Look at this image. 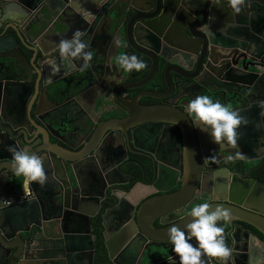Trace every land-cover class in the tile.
<instances>
[{
	"label": "flooded vegetation",
	"instance_id": "flooded-vegetation-1",
	"mask_svg": "<svg viewBox=\"0 0 264 264\" xmlns=\"http://www.w3.org/2000/svg\"><path fill=\"white\" fill-rule=\"evenodd\" d=\"M5 1L11 3L0 4V27L8 28L7 41L0 43V80L4 79L6 69L10 71L11 77L26 73L34 60L35 53H38V59L49 62L51 67L46 69L44 81L41 79L38 88L32 87L28 83V85H20L26 87H20L19 91L16 92L14 89L15 84H0V168L7 167L11 169L12 163L5 160V158L12 160L9 151L10 146L27 150L31 154H42L40 152L42 148L59 151L68 158H76L81 154L80 149L76 147L85 138L82 131L71 134V145L75 150L66 151L58 147L57 145L61 146V140L64 139L65 135L55 132L51 136L52 144L46 142L43 145H26L23 137H19L21 129L17 130V127L22 126L30 131H34V128L27 122L26 118H17L14 113L19 111V115H22L29 96H31L29 102H33L35 106L34 113H37L39 109L40 118L59 121L66 115L73 113L79 121L91 118L93 122H98L94 131L96 137L103 133L102 128L98 129V127H104L107 120L123 119L130 115L127 109L119 104L120 100L129 104L138 101L142 106L150 107L174 106L187 113L188 103L199 95L210 96L213 100L219 101L229 108H234L237 105V99L233 100L234 94H231L233 88L225 89L229 93L225 96L216 93L223 86L212 81L201 70L204 64V49L206 50L207 47L213 49V59L215 61L221 57L218 39L216 38L215 41L212 39V43H209L208 38L202 33L204 27L201 16L208 4L207 0H154V2L152 0H122V8L118 7V2L121 0H107V3L104 4L98 0ZM175 3H177L176 6H174ZM224 3L225 0H215V9L211 19L212 26L208 29L212 37H215L216 34L213 30L214 27H221V23L223 24V17L218 14L226 11ZM165 4L168 6L164 14V27L156 22L146 21L150 17L149 15L160 12ZM152 6H154V9L150 13H143L134 9L136 7L148 10ZM124 7L126 9H123ZM113 10H116V12L110 15ZM12 11L19 12V17L10 15ZM254 11H262L264 14V7L258 6L252 12ZM177 14H184L180 18L184 28H179L174 23V17ZM233 17L234 15L231 18ZM64 18L70 22V31L65 35H61L57 32L62 30L61 22L64 21ZM78 19L82 20L78 21ZM10 22L20 23L24 28L31 24H40L42 30L37 37L31 40L32 44H25L15 38L17 35ZM206 22H210V18ZM146 25L156 29V31L162 30V37L169 33L167 40L170 47L165 43L156 44L155 48L162 54L161 56L157 55L156 58L148 56L149 52L141 45L153 46L146 34L150 30L147 29ZM77 30L84 34L83 41L90 46L88 50L93 57L90 64L85 65L81 60L62 57L59 54L58 45L60 41L70 39ZM134 31H136V34ZM183 45H190L195 52V55H190V58H187L186 61L181 60L176 55L178 50L176 47ZM241 46H243V42L236 46L238 48H236L234 54L235 61L238 57L244 55L240 51ZM40 49L43 50L44 54L40 52ZM238 51H240V54L237 53ZM122 55H135L144 61L146 67L139 72L123 71L118 63L119 57ZM259 61L260 65L264 66V58ZM16 63L20 67L16 66ZM216 71L219 72V70ZM32 74L34 75V83H36L39 77L35 72H32ZM195 77L208 90L194 85L195 89L192 93L190 88ZM22 79L24 81L25 78L22 77ZM170 79L173 82V91H170ZM251 85L254 86L257 92H260V96L253 99L254 105H264V70L250 78V87ZM150 94H164L166 97L158 99L150 97ZM168 94L169 96H167ZM188 115L193 122L194 116L189 113ZM55 125L56 130H61V124L57 123ZM89 126H91L90 123ZM40 131L42 132V130ZM197 131L206 153L203 158V173L207 179L225 168L232 167L234 171L241 170L239 162L235 163L234 160H231V158H236V154L235 152L232 153L226 142L225 144L216 143L209 133L202 132L199 129ZM108 140L111 142L112 138L110 137ZM135 140V144L131 145V151L126 154L119 152L114 162L119 164L117 168L125 175L124 178L120 177L118 180L120 182L129 181L128 184H122L119 188H116V195L119 198H124L131 186H134V190L143 181L152 183V185L155 184L150 188L156 193L144 198L140 203L137 201L134 205L131 202L130 195L132 193L127 195V198L125 197L128 203L138 208L150 198L164 193H174L180 189L181 184L178 175H182L183 142L177 128L160 123L147 124L141 127ZM221 150H224L223 152L226 155ZM256 151H248L244 157L254 159L264 154V152ZM97 158H99V161L95 159L92 163H89L87 168L90 172L82 179L89 192L92 191L90 188L96 186V184L99 187L101 208L95 217L91 219L92 225L94 224L96 227L94 228L96 242L93 262L91 263L93 253L83 249L86 247V243L80 247L81 250L73 249L74 251L70 252L61 251L57 245H53L47 251L37 249L32 237L34 233L33 225L31 226L36 219H34V215H31L10 226L12 231L18 232L16 238L8 242L3 241L4 238L2 239L0 235V264H94L98 260L99 236L102 243L99 251L105 253L106 264H140L139 253H137L135 247L127 254L120 253L115 263L109 260L104 247L101 224L103 216L118 204V200L108 196V193L104 191L106 187V174L104 172L113 169V162L108 160L107 151L100 153ZM123 160L125 161L121 163ZM245 166L246 169H251L248 179L264 183V179L252 174L255 171L264 169V159L245 164ZM134 178L137 179L136 182H134ZM233 180L231 178L230 183ZM62 181L63 184H68L64 178H62ZM52 183L54 182L48 177L47 184L52 185ZM205 191L211 192L207 187ZM212 196L215 195L212 193ZM197 197L187 212L179 217L180 219L188 216L192 207L208 201V198L201 195V192L198 193ZM216 197L222 196L216 195ZM76 201H79V197L74 194L73 205ZM32 202L38 204L37 200ZM177 218L176 215L167 214L163 219L164 225H161L160 220H157L154 226L159 230L166 229L173 225V221H176ZM120 220L122 221V218ZM221 227L224 229L223 235H232V238L230 237L225 241L226 245L229 248H232L234 243L236 245L235 252L232 255L234 257L232 264H247V261L248 264H264V247L260 245L257 239L260 238L264 242V237L262 238L259 232L247 224L237 222L234 223L233 230L225 222H222ZM28 230L30 231L27 232ZM8 234L12 235L11 232H8ZM12 242L21 249L27 245L29 250L27 253L25 251L21 253L17 249L11 250L10 244ZM148 243L145 246L142 245L143 249L149 245ZM156 244H162L164 247L168 246L165 242ZM74 247L75 245L72 248ZM168 252V250L151 248V255L161 256L162 259ZM144 263H148L145 257Z\"/></svg>",
	"mask_w": 264,
	"mask_h": 264
},
{
	"label": "water",
	"instance_id": "water-1",
	"mask_svg": "<svg viewBox=\"0 0 264 264\" xmlns=\"http://www.w3.org/2000/svg\"><path fill=\"white\" fill-rule=\"evenodd\" d=\"M98 1H101L100 3L103 2V4L107 3V0ZM7 3L10 4L11 2L0 0V4L4 5ZM122 3V0L119 1L118 7L122 8ZM207 3L201 16L204 27L202 33L208 38L209 43H212V39L214 41L216 38L218 39L221 57L215 61L213 59V49L207 47L206 50L204 49V64L201 70L212 81L223 86L216 93L225 96L229 94L225 89L233 88L231 94H234L233 100L237 99V105L230 109L238 111L246 123H242L236 130V145L228 142H226V145L232 150V153L235 152L236 158H231V160H234L235 163L238 161L241 170L234 171L232 167L225 168L207 179L203 173V158L206 153L200 141L197 128H195V124L191 121L187 112L174 106L160 105L150 107L142 106L138 101L129 104L120 100L119 104L126 108L130 115L123 119L107 120L104 127H98V129L102 128L103 133H100L96 137L94 131L98 122H93L91 118L79 121L73 113L66 115L59 121L40 118L39 109L37 108L38 112L34 113L35 106L33 102H29L31 99V96H29L22 115H19V111H15L14 113V116H17V118H26L27 122L34 128V131H30L22 126L17 127V130L21 129L19 137H23L26 145H43L46 142L52 144L51 136L53 133H63L65 136L61 140V146L56 145L66 151H70L71 149L75 150L71 145L72 133L82 131L85 134V138L76 147L80 149L81 153L76 158H68L61 152L48 148H42L40 150L42 154H35L42 157L47 180L49 177L54 182L52 185L47 184V181L43 186L33 182L30 185V189L26 192L22 187V176H15L11 169L7 167L0 168V235L2 239L4 238L3 241L9 242L18 235V232L12 231L10 226L34 215V219L36 220L32 222L31 226L33 225L34 233L32 237L37 245V249L47 251L53 245H57L61 251L70 252L73 249L81 250L80 247L86 243V247L83 249H87L93 253L92 263L95 253L96 235L94 234V228L96 227L94 224L92 225L91 219L95 217L101 208L99 187L96 184V186L90 188L92 191L89 192L82 179L90 172L87 168L89 163H92L95 159L99 161L97 157L105 151H107L108 160L113 162V169L104 172L106 174V187L104 191L108 193V196L118 200V204L103 216L101 224L104 247L111 262L115 263L120 253L127 254L135 247L137 253H139L140 264H145L144 257L148 260L147 264H179L178 258L172 251V245L168 240L167 230L174 225L184 228L189 223V216H186L184 219H180L179 217L184 215L193 205L192 202L198 198L197 195L200 192L201 195H205L208 198L207 203L211 209H215L216 207L228 209L230 220L227 223L231 230H233L235 222L243 223L253 227L264 237V183L248 179L251 169H246L245 166V164L263 160L264 154L254 159H246L244 157L248 151L257 150L261 153L264 152V105H254L253 99H257L260 96V92H257L253 85L250 87V78L264 70V66L260 65L259 61L261 58H264V14L262 11L252 12L258 6L264 7V0H244L241 5V11L238 14H234L231 11L227 0H225L224 6L226 11L218 14L222 15L223 24L221 23V27H214L215 37H212L208 30L212 26L211 19L213 10L215 9V0H207ZM176 5L177 3L174 4V6ZM167 6L165 4L160 12L149 15L150 17L146 21L156 22L164 27L163 21ZM123 9L126 8L124 7ZM134 9L143 13H150L154 9V6L148 10L136 7ZM114 12L116 10L111 11L110 15ZM10 15L19 17L20 14L17 11H12ZM181 15L184 16V14H177L174 17V23L179 28H184L181 22L182 19H180ZM233 15L234 17L231 18ZM209 18L210 22H206ZM81 20L78 19V21ZM10 24L13 25L12 28L17 35L15 38H18L25 44H32L31 40L37 37L42 30L40 24H31L25 28L20 23L10 22ZM61 25L62 30L57 33L61 35L69 33L70 22L64 18ZM146 26L147 29H150L146 34L153 46L141 45L149 52L148 56L155 58L157 55L161 56L162 54L155 48V45L165 43L170 47L167 40L169 33L165 37H162V30L156 31V29H152L149 25ZM7 30L8 28L0 27V43L7 41ZM137 40L139 42L138 37ZM240 42H243L240 51L244 55L238 57L235 61L234 54L236 53V48H238L236 46ZM176 48L178 49L176 55L181 60L186 61L187 58H190V55H195L190 45ZM42 51L40 49V52L44 54ZM240 51L237 53L240 54ZM16 66L20 67L17 63ZM48 67H51V64L38 59V53H35L34 60L30 68L26 70V73L11 77L10 71L6 69L5 77L3 80H0V84H15L14 89L16 92L19 91L20 85L24 86L28 85V83L32 87L38 88L41 79L44 81ZM216 70H219V72ZM32 72H35L39 77L36 83H34ZM22 77L26 80L24 79L23 81ZM193 82L190 88L192 93H194V85L208 90L207 87L201 85L199 79L196 77L193 79ZM172 83V79H170V91H173ZM149 96L158 99L166 97L164 94H150ZM57 123L61 124V130H56L55 124ZM89 123L91 126H89ZM154 123L172 125L179 131L183 142L182 175H178L181 186L178 191L150 198L137 208L133 204L128 203L126 199V196L132 193L134 186L130 187L128 194L125 196L126 198H119L116 195V188H119L122 184H128L129 181L120 182L118 180L120 177L124 178L125 175L120 172L117 168L119 164L114 161L119 152L126 154L131 151V145L135 144L136 135L141 127ZM110 137L112 138L111 142L108 140ZM221 151L223 152L224 150ZM223 153L226 155L225 152ZM5 160L12 163V160L9 158H5ZM62 178L68 184H63ZM231 178L234 180L230 183ZM136 180L134 178V182ZM141 185L153 187L155 184L152 185V183L143 181ZM206 187L211 192L213 190L214 197L210 191H205ZM74 194L79 197V201H76L73 205ZM216 195H221L222 197L218 198ZM35 200H37L38 204L32 202ZM4 201H10V203L5 205ZM167 214L178 216L177 220L173 221L174 224L162 230L155 228L154 224L157 220H160L161 225L165 224L163 219ZM120 218H122V221ZM222 222L224 221L218 222L220 226H222ZM8 232H11L12 235L10 236ZM230 237L232 238V235L225 234V241ZM257 239L260 245L264 247V242L260 238ZM164 242L168 244L167 247H164L162 244H156ZM146 243L149 245L143 249L142 245L144 244L145 246ZM73 245H75L74 248H72ZM235 247L234 243L231 248L232 253L229 264L233 262L234 257L232 255L235 252ZM151 248L168 250L169 252L162 259L161 256H152ZM10 249L20 250L21 253L23 251L27 253L29 250L27 245L21 249L14 245L13 242L10 244ZM202 259H204L205 264H219L216 258L202 257Z\"/></svg>",
	"mask_w": 264,
	"mask_h": 264
},
{
	"label": "clouds",
	"instance_id": "clouds-1",
	"mask_svg": "<svg viewBox=\"0 0 264 264\" xmlns=\"http://www.w3.org/2000/svg\"><path fill=\"white\" fill-rule=\"evenodd\" d=\"M244 0H227L234 14L241 11ZM83 33L75 31L70 39L61 40L58 45L62 57L81 60L90 64L93 57L88 50L90 46L83 41ZM118 63L123 71L139 72L146 67L143 60L135 55H122ZM187 111L194 116L195 128L209 133L216 143L228 142L236 145L237 128L246 123L236 110L213 100L210 96L199 95L187 105ZM12 156L11 171L23 177V189L27 192L35 182L43 186L47 176L42 157L27 150L9 147ZM5 205L10 201H4ZM189 223L184 228L172 226L168 231V240L179 264H205L202 257L216 258L219 264H229L232 249L225 243L224 229L218 222L227 223L230 212L226 208L211 209L208 203H201L191 208L188 213Z\"/></svg>",
	"mask_w": 264,
	"mask_h": 264
},
{
	"label": "crops",
	"instance_id": "crops-1",
	"mask_svg": "<svg viewBox=\"0 0 264 264\" xmlns=\"http://www.w3.org/2000/svg\"><path fill=\"white\" fill-rule=\"evenodd\" d=\"M154 193H156V191L152 190V188H147L138 184L130 195V199L131 202L135 205L137 201L140 202L144 198L149 197L151 194Z\"/></svg>",
	"mask_w": 264,
	"mask_h": 264
},
{
	"label": "trees",
	"instance_id": "trees-1",
	"mask_svg": "<svg viewBox=\"0 0 264 264\" xmlns=\"http://www.w3.org/2000/svg\"><path fill=\"white\" fill-rule=\"evenodd\" d=\"M252 174L261 178V179H264V169L259 170V171H255ZM100 238L101 237L99 236V238H98V241H99V244H98V260L94 264H106L105 253H102L101 251H99L101 249V245H102V243L100 242V240H101ZM262 238H263V236H262Z\"/></svg>",
	"mask_w": 264,
	"mask_h": 264
}]
</instances>
